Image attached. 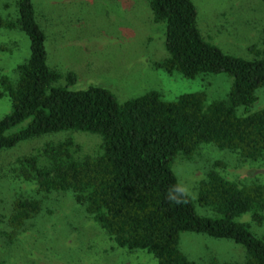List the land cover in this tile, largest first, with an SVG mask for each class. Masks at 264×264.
<instances>
[{"label": "trees", "instance_id": "16d2710c", "mask_svg": "<svg viewBox=\"0 0 264 264\" xmlns=\"http://www.w3.org/2000/svg\"><path fill=\"white\" fill-rule=\"evenodd\" d=\"M148 6L153 21L163 23L166 49L152 65L188 78L224 72L230 84L223 97L207 99L198 89L166 99L148 89L118 100L99 84L69 88L75 73L46 62L33 1L15 0L12 14H0V29L16 28L28 38V55L15 65V77L0 73V95L6 94L10 105L0 117V149L65 131L100 138L93 153L78 155V144L67 135L17 157L16 175L34 189L13 197L7 213L0 214V264H13L17 257L36 264L38 250L46 249L35 243L44 235L39 220L44 210L51 212L43 200L67 193L114 245L145 249L157 264H196L179 247L181 231L228 238L244 249L242 263L211 258L207 264H264V234L236 219L248 212L250 221L262 222L264 181L238 184L209 167L194 197L169 199L170 190L176 196L174 188L181 186L173 159L192 158L202 144L233 151L240 160L264 161V106L249 109L256 89L264 87V48L250 43V58L222 51L201 34L193 0H148ZM0 49L9 48L0 43ZM60 78L64 84L57 83ZM195 203L212 215L197 213Z\"/></svg>", "mask_w": 264, "mask_h": 264}, {"label": "rangeland", "instance_id": "374dc122", "mask_svg": "<svg viewBox=\"0 0 264 264\" xmlns=\"http://www.w3.org/2000/svg\"><path fill=\"white\" fill-rule=\"evenodd\" d=\"M36 17L44 32L46 62L60 72L73 71L75 81L69 88L99 84L112 91L118 100L158 90L163 98L204 90L207 99L221 98L230 84L224 72L198 74L193 78L178 72L167 73L154 67L152 61L166 55L163 23L155 22L148 0H32ZM197 9L198 27L205 39L222 51L246 58L252 56L247 46L254 43L264 48V0H193ZM15 0H0V14L13 13ZM0 73L15 77L14 67L28 55V38L18 29H0ZM57 83H65L60 78ZM9 98L0 95V117L9 110ZM264 106V87L256 89L250 110ZM24 122L15 128L22 126ZM40 138L25 139L0 149V214L7 213L9 201L20 193H31L34 184L21 179L14 170L17 157L34 151L42 141L70 135L78 144V155L93 153L100 142L97 134L86 131H65ZM45 136V137H43ZM219 161L213 166V162ZM222 163V164H221ZM209 167L238 184L264 181V161L240 160L233 151L202 144L192 158L177 156L171 169L186 192L195 196L197 181ZM43 200L40 226L46 235L44 243L33 253L36 264H157L145 249L128 250L113 244L75 203L69 193L56 194ZM199 214L212 215L211 210L194 204ZM2 217V215H1ZM237 220L248 221L256 235L264 234V218L260 224L250 221L248 212ZM55 229H53V226ZM1 227V224H0ZM50 227V230H49ZM179 247L196 264H207L211 258L242 263L241 244L224 237L202 232L181 231ZM17 257L13 264H27Z\"/></svg>", "mask_w": 264, "mask_h": 264}, {"label": "clouds", "instance_id": "9594fccd", "mask_svg": "<svg viewBox=\"0 0 264 264\" xmlns=\"http://www.w3.org/2000/svg\"><path fill=\"white\" fill-rule=\"evenodd\" d=\"M174 191L177 193V195L173 196L172 195V190H170L169 199L170 200H174L176 203L181 202V199H180L181 196L187 195L186 190L183 187L179 186V185L175 186Z\"/></svg>", "mask_w": 264, "mask_h": 264}]
</instances>
